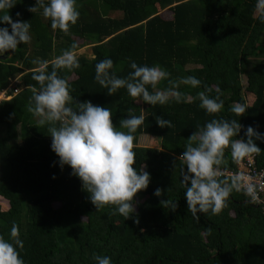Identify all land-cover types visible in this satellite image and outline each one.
<instances>
[{"label": "trees", "instance_id": "16d2710c", "mask_svg": "<svg viewBox=\"0 0 264 264\" xmlns=\"http://www.w3.org/2000/svg\"><path fill=\"white\" fill-rule=\"evenodd\" d=\"M76 2L80 16L68 35L53 30L42 9L27 10L36 0H16L9 10L13 21L30 23L31 40L0 58V88L15 76L20 86L11 98L0 100V236L11 242V226L18 225L24 248L17 250L25 264H96L94 254L110 257L111 264H264V215L259 206L233 192L219 215L198 213L197 221L187 209L183 165L177 157L197 125L214 118L239 121L243 127L237 138L246 139L248 126L264 134V23L255 15L257 0ZM2 27L11 31L10 25L0 23ZM73 43L75 50L89 44L91 52L88 58L77 56L79 68L58 72L68 80L73 99L109 108L117 130L126 131L119 125L129 109L132 115L145 116L134 134V168L144 166L150 182L134 198L136 211L127 220L118 212L112 215L113 206L96 210L82 181L71 175L69 166L60 167L47 126H39L27 110L29 86L39 87L32 79L37 67L32 61H51ZM106 58L113 61L110 73L118 78L127 77L136 62L159 66L170 74L168 79L193 76L201 84L192 88L181 83V103L151 106L134 101L125 88L109 96L95 80V66ZM168 87L166 79L156 90ZM207 87L212 88L210 98L219 90L224 106L218 114L199 107L198 93ZM148 90L154 91L151 86ZM236 104L248 106L241 117L230 111ZM156 116L170 120L173 127L160 128ZM142 134L157 138L158 147L138 145ZM255 143L262 150L255 164L264 167V140ZM225 160L221 168L233 169L230 149ZM157 188L160 197L154 195ZM167 199L177 202L175 211L161 206Z\"/></svg>", "mask_w": 264, "mask_h": 264}, {"label": "clouds", "instance_id": "9594fccd", "mask_svg": "<svg viewBox=\"0 0 264 264\" xmlns=\"http://www.w3.org/2000/svg\"><path fill=\"white\" fill-rule=\"evenodd\" d=\"M16 0H0V23L10 25L0 28V56L15 52L20 44L31 40L30 23L13 21L9 10L15 7ZM42 9V15L50 20L53 30L69 34L70 27L75 25L80 13L76 0H36L35 6L27 10L36 13ZM17 16L20 13H16ZM255 15L264 23V0H257ZM77 45L73 43L69 49L51 61L39 58L32 61L37 65L33 69L32 79L39 87L29 86L32 96L27 110L35 117L39 126H47L51 137V150L59 157L60 167L69 166L71 175L82 181V188L89 194L90 202L100 211L113 206L112 215L117 212L125 220L129 219L136 209L134 198L146 190L150 182V174L134 168L136 154L134 151V134L144 123L145 116H135L128 110L126 119L120 120L117 130L112 121L109 108L95 106L90 101L77 102L70 94V85L62 78L60 70L72 71L79 68L75 53ZM51 65V71H48ZM132 71L125 78H118L113 69V61L104 59L95 66V80L107 89V94L113 96L119 89L125 88L128 95L137 102L143 101L151 106L165 105L170 100L181 103L185 94L178 91L179 85L200 86L201 81L193 76L181 78L179 81L168 79L169 73L159 66H139L136 62L130 64ZM168 80L169 87L156 90L158 84ZM148 86L154 90L149 92ZM212 88L198 93L199 107L209 115L218 114L223 109V101L217 89L215 98L208 93ZM188 99H191L188 97ZM246 104H236L230 111L241 117L246 113ZM160 128L173 127L170 120L156 116ZM242 125L236 119H212L203 127L197 125L195 131L187 138V143L178 160L183 165L181 183L185 187V198L188 212L199 221L198 213L219 215L233 192L242 193L249 198L250 203L259 201L258 189L264 191V183L258 184L251 176L243 173L225 175L221 166L226 163L225 152L230 149L231 160L240 164L245 158L259 155L261 148L256 140H264V134L248 126L245 138H237ZM234 137H236L234 139ZM162 190L157 188L154 195L160 197ZM161 206L175 211L177 202L170 199L162 200ZM135 223H139L137 218ZM211 229H209V233ZM11 242L0 236V264H25L18 248L22 250L24 243L20 239L18 225L13 222L10 230ZM96 264H111L107 256L93 255Z\"/></svg>", "mask_w": 264, "mask_h": 264}, {"label": "built area", "instance_id": "2783aa9c", "mask_svg": "<svg viewBox=\"0 0 264 264\" xmlns=\"http://www.w3.org/2000/svg\"><path fill=\"white\" fill-rule=\"evenodd\" d=\"M18 82L17 77L11 79L8 85L0 90V100L1 99H9L12 95L16 94L19 91V88L14 84ZM179 157V155L177 156ZM225 173L224 176H231L236 173H243L247 176H251L255 179V182L258 184L264 183V167H258L255 164V155L245 158L240 164L233 165V169H222ZM259 201L257 203H250L253 205L259 206L261 213L264 215V191H260L258 189ZM245 196V195H244ZM246 197V196H245ZM247 201H249V198Z\"/></svg>", "mask_w": 264, "mask_h": 264}, {"label": "rangeland", "instance_id": "374dc122", "mask_svg": "<svg viewBox=\"0 0 264 264\" xmlns=\"http://www.w3.org/2000/svg\"><path fill=\"white\" fill-rule=\"evenodd\" d=\"M109 16H115L116 12L115 11H108ZM161 14L165 13V9H162L160 11ZM76 56H85L89 57L90 54V45L85 44L81 47H79L77 50H75ZM250 67V66H249ZM248 67V68H249ZM247 68V69H248ZM245 84V77L244 75H241V86L243 87ZM245 98L248 99V95L245 93ZM248 102V100H247ZM137 144L142 145V146H151V147H158V140L155 137H150L149 135H140L137 139Z\"/></svg>", "mask_w": 264, "mask_h": 264}, {"label": "crops", "instance_id": "0c3cea01", "mask_svg": "<svg viewBox=\"0 0 264 264\" xmlns=\"http://www.w3.org/2000/svg\"><path fill=\"white\" fill-rule=\"evenodd\" d=\"M89 57H91V52H90V54H89ZM87 58H88V57H87ZM16 77H17V79H18V76H15V77L9 78L8 81H7V83H6V85H5V87L8 85V83H9V81H10L11 79H14V78H16ZM14 85L20 89V86L18 85V82L15 83ZM5 87L0 88V90H1V89H4ZM12 96H13V95H12ZM12 96H11V97H12ZM11 97H10V98H11ZM142 135H144V134H142ZM150 137H151V136H150Z\"/></svg>", "mask_w": 264, "mask_h": 264}, {"label": "water", "instance_id": "95a60500", "mask_svg": "<svg viewBox=\"0 0 264 264\" xmlns=\"http://www.w3.org/2000/svg\"><path fill=\"white\" fill-rule=\"evenodd\" d=\"M6 54V53H5ZM4 57V55L3 56H0V58H3ZM255 207L257 206V205H254Z\"/></svg>", "mask_w": 264, "mask_h": 264}]
</instances>
